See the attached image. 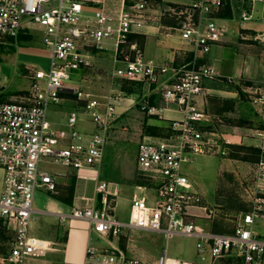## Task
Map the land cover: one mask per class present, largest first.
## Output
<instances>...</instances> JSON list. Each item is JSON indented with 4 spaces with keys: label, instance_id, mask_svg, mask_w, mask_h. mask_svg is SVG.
<instances>
[{
    "label": "built area",
    "instance_id": "built-area-1",
    "mask_svg": "<svg viewBox=\"0 0 264 264\" xmlns=\"http://www.w3.org/2000/svg\"><path fill=\"white\" fill-rule=\"evenodd\" d=\"M235 2L241 20L247 21L254 5L264 0H198L167 9L179 20L181 41L192 53L187 63L175 66L144 58L140 48L129 42L130 34L154 20L147 0H118L114 13L107 10L104 0H0V42L16 39L20 31L34 32L50 58L48 69L25 66L29 85L18 94L8 95L0 80V264H28L52 248L50 242L30 234L35 193H56V175L44 164L73 170L99 166L111 127L123 112L117 110L125 96L121 86L131 82L157 86L163 109L171 104L181 117L170 120L167 135L138 142L137 172L150 184L153 195L133 194L126 222L115 213L116 192L108 198L109 184L101 180L96 184L100 208L73 207L61 217L86 221L88 233L94 234L87 241L82 264H146L118 248L99 245V240L117 237L126 227L159 232L166 240L175 235L193 237L197 256L211 264L223 258L263 264L264 238L256 226L264 224V155L255 163L251 186L245 189L248 209L241 212L231 232H215L197 224L201 212L207 215L210 210L201 204L182 169L198 156L224 155V145L229 144L221 132L205 128L210 119L198 98L207 92L206 83L217 78L214 67L204 59L222 36L215 14ZM107 39L112 40L114 50L109 89L94 93L81 82L93 65V51L102 49ZM253 39L264 49V30ZM254 90L257 95L249 93V97L260 104L259 117L264 123V93L260 87ZM70 103L74 108L61 125L47 119L50 104ZM139 104L148 115L162 109L150 106L147 99ZM81 123L91 128L80 129ZM260 149L264 153V136ZM156 264L192 263L170 259L163 249Z\"/></svg>",
    "mask_w": 264,
    "mask_h": 264
},
{
    "label": "crops",
    "instance_id": "crops-1",
    "mask_svg": "<svg viewBox=\"0 0 264 264\" xmlns=\"http://www.w3.org/2000/svg\"><path fill=\"white\" fill-rule=\"evenodd\" d=\"M147 1L148 13L154 20L141 31L130 34L129 42L136 44L146 59H153L161 64L175 66L187 63L192 53L190 48L181 41L178 30L179 20L173 14L167 12V9L170 7L183 8L198 0ZM104 3L110 13H114L118 8V0H104ZM215 22L222 29V36L220 41L212 46L210 54L205 55L204 59L214 67L217 78L206 83L207 92L198 98V105L207 113L210 119L205 124V128H215L214 125L216 124L217 127L220 126L221 130L225 131L221 134L226 136V134L230 135V131L247 130V128L236 124L234 121L237 117L235 114L241 108V103H243V94L245 93L249 97V93L251 96L252 91H255L254 89H257V87H260V91L264 93V49L253 39L257 32L264 30V3L260 2L254 5L252 18L247 21L241 20L240 6L236 2L232 5H226L215 14ZM110 42L111 51L102 50L103 44ZM101 46L102 49L93 51L91 62L94 65L112 69L113 42L107 39L102 42ZM125 49L127 53L132 54L128 46ZM81 83L85 87L84 82ZM125 84L131 85L130 88L134 90L127 91L123 89L125 95L136 92V89L132 87L134 85L138 86L137 92L140 94L136 97L140 98L138 100L135 99L136 97L124 96L119 102L120 105L117 110L118 112L123 111L121 115L128 116L126 118L128 123H130V115H137L142 118L141 123L146 133L141 139L137 140L138 142L143 138L152 140L159 137L160 135L155 134L156 130H159L158 128H161L162 131L163 127L168 126L170 120L181 117L180 112L175 110L171 104L166 105L167 109H163L165 103L161 101L157 86L152 85L151 88H148L147 85L138 82ZM107 90L97 92L91 89L90 91L102 94ZM252 98L249 103L256 118L260 119V104L254 102ZM143 99H147L150 106L162 108L159 114L148 115L143 111H139L134 103L141 102ZM65 105L74 108L73 103ZM125 108L127 109L125 110ZM117 120L115 123H117ZM86 124L89 123H84V126ZM121 124H124L123 120L122 123H119V125ZM119 125L117 126L118 129L111 127L110 135L115 139H119L118 135L121 131ZM90 128L91 126L87 129ZM135 157L136 155L132 159L130 154H126L119 145L111 144L107 146L103 153L102 164L97 167L73 170L60 166L56 171L50 170L56 175V193H45L43 191L35 193L33 206L36 212L31 222L30 234L50 242L52 248L43 255L32 257L28 264H82L85 246L89 237L94 236V234L88 233V223L86 221L72 217H65L62 220L61 217L69 214L73 207L93 205L100 208L101 194L96 191L98 181H105L109 184L107 187V191L110 193L108 198H112L113 193L116 192L115 213L124 222L127 221L126 207L129 210L133 194L145 195L151 198L153 191L143 183L134 180L135 171H137L136 165H133ZM1 185L0 178V190ZM196 211L199 212V210ZM201 213L203 217L196 218L195 221L204 228L211 230L206 220L207 217H210V214L203 215V212ZM148 236L159 237L164 235L150 230L126 227L119 236L110 238L108 241H102L105 242V245L122 250L127 257L137 258L146 264H156L160 250L159 247L151 245L143 239ZM169 258L185 260L180 257ZM199 259L211 264L207 258ZM189 262L194 264L192 261ZM216 264H241V261L236 258H223L219 259Z\"/></svg>",
    "mask_w": 264,
    "mask_h": 264
},
{
    "label": "rangeland",
    "instance_id": "rangeland-1",
    "mask_svg": "<svg viewBox=\"0 0 264 264\" xmlns=\"http://www.w3.org/2000/svg\"><path fill=\"white\" fill-rule=\"evenodd\" d=\"M27 34L30 38L17 39L13 42L1 39L2 42H0V80L4 84L8 95L18 94L21 90L28 87L26 65H34L40 69H48L49 66V51L41 44L34 32ZM102 50L111 51V42L103 44ZM110 71L111 69L108 67L93 64L85 72V88L97 92L109 89L107 82L110 77ZM130 87L131 85L129 86L125 83L121 86L122 89L126 90ZM132 87L136 89V92L134 94H126V97L135 98L140 94L137 92L138 86L133 85ZM139 98L136 97L135 99L139 100ZM242 100L243 103H241V108L235 114L237 117H235L234 121L236 124L247 128V130L238 131L237 129L235 132L230 131V135L222 136L229 140V144L224 145L226 148L224 155L218 153L198 156L194 161L185 163L182 166L189 181L199 193L201 204L211 210L209 213L210 217H207L206 220L212 231L231 232L239 220L241 212L248 209L249 198L245 189L251 186L255 163L264 155L260 149L264 136V123L258 117L256 118L253 113L249 103L252 101L251 98L244 93ZM139 102L134 104L139 111H142ZM71 110L72 108L67 107L65 104H50L46 111L47 119L59 126ZM126 118L128 116L121 115L117 123L112 125L113 128L116 127L118 129L119 123H122V120L124 122V124L119 125L122 131L118 135L119 139H115L110 135V140L106 144L104 151L108 145L117 144L134 159L138 148L137 140L141 139L146 131L141 123L142 118L137 115H130V123L127 122ZM89 125L91 126V124L84 126V123H81L79 127L84 129V126L87 129L90 127ZM214 127L212 129L217 132H225L223 129L221 130L220 126L217 127L216 124ZM158 129L155 134L160 136L168 134L167 126L163 127L162 131L161 128ZM133 165L135 166L136 162ZM59 167L60 165L56 164H44V168L51 171H56ZM134 180L143 183L147 187L150 186V184L141 179L137 171H135ZM126 212L127 218L128 207H126ZM256 229L260 236L264 237V225L258 224ZM143 239L151 245L159 247V254L165 249L168 257H180L181 259L192 261L194 264H207L205 260H200L197 256L195 252L196 239L193 237L175 235L166 240L164 236H148ZM98 243L99 245H105L102 240H99Z\"/></svg>",
    "mask_w": 264,
    "mask_h": 264
},
{
    "label": "trees",
    "instance_id": "trees-1",
    "mask_svg": "<svg viewBox=\"0 0 264 264\" xmlns=\"http://www.w3.org/2000/svg\"><path fill=\"white\" fill-rule=\"evenodd\" d=\"M26 38H30V36L28 35V34H26V33H23V32H19L18 33V35H17V37H16V39H14V38H8L7 40L8 41H10V42H13L14 40H23V39H26ZM127 91H134L133 89H129V90H127ZM3 236V231H2V229L0 228V237H2Z\"/></svg>",
    "mask_w": 264,
    "mask_h": 264
}]
</instances>
